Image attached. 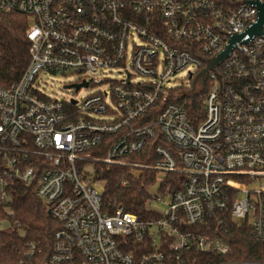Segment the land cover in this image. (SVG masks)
<instances>
[{
    "label": "built area",
    "instance_id": "obj_1",
    "mask_svg": "<svg viewBox=\"0 0 264 264\" xmlns=\"http://www.w3.org/2000/svg\"><path fill=\"white\" fill-rule=\"evenodd\" d=\"M252 1L264 3L0 0V12L30 19L29 65L0 87V197L7 203L15 182L35 187L60 223L51 264H187L191 251L226 256L229 222L264 240V32L236 40L197 83L193 93L205 90L203 120L192 123L175 101L192 89L205 59L257 22ZM183 70L187 86L176 79ZM45 74L75 76L66 88L95 89L81 100L52 99L40 85ZM159 135L171 148L156 146L153 214L104 209L95 161L124 163ZM105 137L107 148L93 155ZM131 166L135 175L148 167ZM169 172L180 176L162 187Z\"/></svg>",
    "mask_w": 264,
    "mask_h": 264
},
{
    "label": "trees",
    "instance_id": "obj_2",
    "mask_svg": "<svg viewBox=\"0 0 264 264\" xmlns=\"http://www.w3.org/2000/svg\"><path fill=\"white\" fill-rule=\"evenodd\" d=\"M29 24L30 19L25 13L0 12V87L10 86L19 80L29 65ZM204 94L205 90L192 94L184 91L175 100L184 106L192 123L196 124L204 118ZM109 142L105 137L103 144L91 149V153L100 157L99 153L107 148ZM158 144L171 148L159 135L148 138L141 152L125 156L124 163L95 161L94 176L104 182V209L112 212L116 206L121 205L143 218L153 214L148 203L152 189L157 184L158 171L153 166L159 158L156 152ZM131 163L148 167H142L138 175H135ZM179 176L177 172H169L162 187L172 185ZM9 196L7 203L0 197V221H6V226L0 229V264H51L55 233L60 223L48 214L47 205L36 195L33 185L15 182L9 187ZM222 237L232 248L230 254L219 256L211 252L191 251L185 255L186 263L264 262V240H256L248 225L229 222L228 230ZM125 250L136 252L131 246Z\"/></svg>",
    "mask_w": 264,
    "mask_h": 264
},
{
    "label": "rangeland",
    "instance_id": "obj_3",
    "mask_svg": "<svg viewBox=\"0 0 264 264\" xmlns=\"http://www.w3.org/2000/svg\"><path fill=\"white\" fill-rule=\"evenodd\" d=\"M176 79L187 86L189 83L188 70H183L179 72L176 76ZM74 80H75V76L73 75L45 74L44 81L41 82L40 85L46 89L47 94L52 99H59V100L67 97L70 98L72 96L81 100L83 96L89 94L95 89L94 87H90V88L83 87L77 91L73 87L66 88V85L72 84ZM85 169L91 171L92 170L91 163H88ZM160 179L161 176H159V180Z\"/></svg>",
    "mask_w": 264,
    "mask_h": 264
},
{
    "label": "water",
    "instance_id": "obj_4",
    "mask_svg": "<svg viewBox=\"0 0 264 264\" xmlns=\"http://www.w3.org/2000/svg\"><path fill=\"white\" fill-rule=\"evenodd\" d=\"M253 4L256 5L257 9H258V20L257 22L251 26L246 33L240 34V35H233L232 39L230 40V44L226 47V49L220 53H218L217 55H215L214 57L211 58H207L205 59L206 61V66L194 77L193 82H192V89L189 91V93H193L197 91V83L199 82L201 85L204 84L206 75L208 74V72L210 70H216L218 65L225 59V57H227L229 55V53L232 50V45L236 40L241 39L242 37H244L245 34L250 35L251 37L253 35H257V34H263L264 32V3L260 2V1H252ZM190 77H192V75H190ZM83 85H87L86 82L83 83ZM82 85L81 84H77L75 85L76 89H80ZM48 214H51V211L48 210Z\"/></svg>",
    "mask_w": 264,
    "mask_h": 264
}]
</instances>
